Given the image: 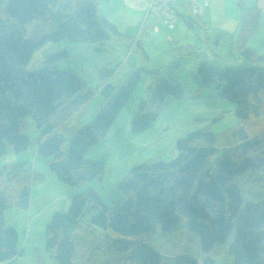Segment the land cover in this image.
Wrapping results in <instances>:
<instances>
[{
  "label": "trees",
  "instance_id": "16d2710c",
  "mask_svg": "<svg viewBox=\"0 0 264 264\" xmlns=\"http://www.w3.org/2000/svg\"><path fill=\"white\" fill-rule=\"evenodd\" d=\"M63 1L0 0V160L30 148L26 118L32 116L40 130L37 154L47 159L60 181L80 187L103 178L105 160L89 159L86 153L114 124L140 76L148 75L151 82L149 96L140 100L131 120L133 133L151 127L156 107L168 98L184 97L175 73L183 54L196 55V49L174 46L173 60L163 66L167 78L156 69L137 68L128 81L114 82L102 74L95 87L59 67L58 61L69 56V49L48 54L43 68L27 70L33 53L46 40L105 45L112 37H125L116 23L99 18L96 0H82L76 7ZM238 3L244 9L243 1ZM179 9L191 30L205 28L188 5ZM245 9L237 51L249 65L218 69L200 62L195 75L201 88L219 81L218 95L235 104L237 125L222 132L195 128L177 139L175 157L132 167L118 182L122 197L111 207L93 188L74 195L68 211H55L45 227V250L54 264H74L80 219L98 209L101 212L91 221L116 236L113 250L125 264H202L190 254L162 253L147 241V234L173 230L183 221L198 237L202 253L226 242L235 230L228 248L233 264H264V197L244 202L236 181L248 171L264 169V54L248 45L259 29L261 12ZM40 18L53 20L54 31L38 40L28 38L27 26ZM138 40L132 41V47L140 45ZM98 92L104 101L87 121L88 105ZM28 163L22 159L0 167V264L23 254L18 230L6 225V209H28L32 185L45 178L34 167L28 168ZM213 263L209 257L203 260V264Z\"/></svg>",
  "mask_w": 264,
  "mask_h": 264
},
{
  "label": "rangeland",
  "instance_id": "374dc122",
  "mask_svg": "<svg viewBox=\"0 0 264 264\" xmlns=\"http://www.w3.org/2000/svg\"><path fill=\"white\" fill-rule=\"evenodd\" d=\"M75 1L65 0L64 4H74ZM77 6H80V3ZM101 17L100 15L99 18ZM54 28L53 20L37 19L27 26V37L38 40L43 35L52 33ZM164 29L171 32L164 26V33ZM141 37L143 40L145 36ZM151 40V46L146 47L151 52L150 59L138 46L132 47V42L128 39L114 37L105 47L97 43L70 44L71 42L67 40L57 42L46 40L33 53L27 64V70L35 71L43 68L47 65L44 60L48 54L65 48L70 50V54L58 61L59 67L79 74L89 86H97L102 74L105 73L106 77L114 82L128 81L137 68L156 69L160 77L167 78L168 74L163 66L173 60V45L165 36L163 44L158 43V41L162 42L158 37ZM73 45L76 46L73 47ZM201 47L196 50V55L183 54L180 60L181 67L175 73L182 84L184 97L179 100L168 98L162 105L156 107L157 118L152 126L143 132L133 133L131 120L138 111L140 100L149 96L148 86L151 82L148 75L140 76L135 90L114 124L106 135L92 145L86 153L89 159L105 160L106 169L102 179L94 178L77 187L60 181L54 174L53 180L44 183L43 188L38 186L37 181L32 185L28 209L10 208L6 221L7 224L13 225L18 218V223L14 226L20 234V247L23 248V255L18 259L19 264H40V259L45 264H54L45 250V227L55 211H68L74 195L93 188L105 204L111 207L122 197L117 189L118 182L132 167L144 161L159 158L168 160L175 157L177 139L190 130L210 127L215 132H222L237 125L235 104L218 95L219 81L216 80L210 87L201 88L195 78L196 69L200 62H206L218 69L226 66H245L249 65V62L239 59L235 49L233 54L228 49L225 56L223 52H220L219 54L223 57L221 59V57H212L205 43ZM158 51H164V57L170 55L171 58L162 61V58L156 55ZM103 101L102 93H96L88 105L86 116L90 119L87 121L94 118V114ZM26 134L31 139V146L20 154V158L28 160V168L34 167L38 173L52 175L47 159L37 154L40 130L34 124L32 116L26 118ZM9 157L6 156L0 160V167ZM236 181L242 188L244 202L257 201L264 197V169L248 171L239 176ZM100 212L101 209H98L80 219L76 231L79 242L75 251L74 264H125L122 257L113 250V241L116 236L94 226L91 221ZM234 237L235 230L226 242L217 244L212 251L204 254L200 250L198 237L188 229L186 221L173 230L146 235L147 241L162 253L190 254L198 258L202 264L205 257L212 258L213 264H233V257L228 252V248Z\"/></svg>",
  "mask_w": 264,
  "mask_h": 264
},
{
  "label": "crops",
  "instance_id": "0c3cea01",
  "mask_svg": "<svg viewBox=\"0 0 264 264\" xmlns=\"http://www.w3.org/2000/svg\"><path fill=\"white\" fill-rule=\"evenodd\" d=\"M81 1L82 0H76L74 4L68 3V5L69 7H76ZM96 1L99 4L98 15L106 17L107 19L116 23L120 31L125 34V37L122 39H128L131 40V42L133 40L136 41L139 39L140 41H138L140 45L137 44V46L144 52L145 55H147L149 59L151 58V52L147 48L152 44L151 38L155 40V37H158L162 40V42L158 41V43L163 44L164 36L167 37L168 41L173 45V47L188 45L198 50L202 48L201 46L205 43V45L208 47V53L214 58L221 57V59H223L219 53L223 52L222 54L225 56V53L228 49L232 51L231 54H233L235 49L237 56H239L237 51V38L243 22V17H245L247 13L245 8H257L261 12L259 29L255 34L250 36L248 45L257 50L259 53L264 54V0H242L243 4L245 5L244 9L240 8L239 6L238 2L240 0H209L208 5H206L204 8V15L202 18L205 28L197 27L194 30H191L185 21V18L181 15L173 27L155 22L152 17L145 18L149 0ZM63 2L65 3V1ZM143 24L146 25V27L149 26V31L145 32L144 34L143 32H140L141 26ZM164 26L169 28L171 32H169L167 29H164V33ZM141 36H145L147 39L143 37L142 40ZM107 42L109 43V41ZM107 42L105 45H103L104 47L107 45ZM75 46L76 45H73V47ZM156 55L162 58V61L169 60L171 58L170 55L164 57V51H158ZM239 59L241 58L239 57ZM7 156L10 157L5 163H12L16 160L23 159L22 157L20 158V154L15 155L10 153ZM51 174L52 175L44 174L45 178L39 182L38 186L43 188L44 183L46 184L49 180H53L54 173L52 172ZM9 210L10 208L6 209L5 211L6 225H9L6 221L7 216L10 214ZM16 213H18V211H16ZM17 219L13 222V225L9 226L17 225ZM20 257H18V259ZM18 259L15 261H10L8 264H19Z\"/></svg>",
  "mask_w": 264,
  "mask_h": 264
},
{
  "label": "built area",
  "instance_id": "2783aa9c",
  "mask_svg": "<svg viewBox=\"0 0 264 264\" xmlns=\"http://www.w3.org/2000/svg\"><path fill=\"white\" fill-rule=\"evenodd\" d=\"M209 0H150L145 18L152 17L155 22L173 27L179 18V5L189 6L191 13L196 17L203 18L204 8ZM178 5V6H177ZM149 31V26H141L140 32Z\"/></svg>",
  "mask_w": 264,
  "mask_h": 264
},
{
  "label": "bare ground",
  "instance_id": "6f19581e",
  "mask_svg": "<svg viewBox=\"0 0 264 264\" xmlns=\"http://www.w3.org/2000/svg\"><path fill=\"white\" fill-rule=\"evenodd\" d=\"M150 1V0H149ZM149 3V2H148Z\"/></svg>",
  "mask_w": 264,
  "mask_h": 264
}]
</instances>
